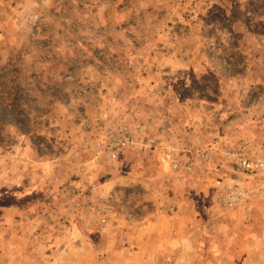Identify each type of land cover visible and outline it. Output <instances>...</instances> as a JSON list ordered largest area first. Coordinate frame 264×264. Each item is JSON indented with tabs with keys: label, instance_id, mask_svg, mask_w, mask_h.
I'll list each match as a JSON object with an SVG mask.
<instances>
[{
	"label": "rangeland",
	"instance_id": "374dc122",
	"mask_svg": "<svg viewBox=\"0 0 264 264\" xmlns=\"http://www.w3.org/2000/svg\"><path fill=\"white\" fill-rule=\"evenodd\" d=\"M0 264H264V0H0Z\"/></svg>",
	"mask_w": 264,
	"mask_h": 264
},
{
	"label": "built area",
	"instance_id": "2783aa9c",
	"mask_svg": "<svg viewBox=\"0 0 264 264\" xmlns=\"http://www.w3.org/2000/svg\"><path fill=\"white\" fill-rule=\"evenodd\" d=\"M119 147H121V148H123L124 146H125V142H123V141H119L118 142V144H117ZM116 157V155H115V153H110V158L111 159H114ZM162 162H164L165 161V158H162V160H161ZM175 166V165H174ZM244 166H246V167H250V165H246L245 163H244ZM255 168H257V167H261V165H255L254 166ZM242 196V197H241ZM226 197V199L227 200H229V201H231L230 203V205H233V203H235V199H236V197L234 196V195H232V196H225ZM232 197V198H231ZM240 197L241 198H243L244 197V194L242 193V194H240Z\"/></svg>",
	"mask_w": 264,
	"mask_h": 264
},
{
	"label": "crops",
	"instance_id": "0c3cea01",
	"mask_svg": "<svg viewBox=\"0 0 264 264\" xmlns=\"http://www.w3.org/2000/svg\"><path fill=\"white\" fill-rule=\"evenodd\" d=\"M245 229V228H244Z\"/></svg>",
	"mask_w": 264,
	"mask_h": 264
}]
</instances>
